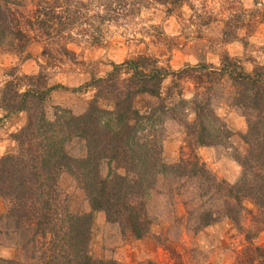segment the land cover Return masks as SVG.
Listing matches in <instances>:
<instances>
[{"label": "trees", "instance_id": "1", "mask_svg": "<svg viewBox=\"0 0 264 264\" xmlns=\"http://www.w3.org/2000/svg\"><path fill=\"white\" fill-rule=\"evenodd\" d=\"M150 3L170 6L168 13L182 5L181 0H0V50L8 47L9 52L22 54L31 42L58 43L72 35L99 45L102 24L124 20ZM228 25L224 39L237 40ZM111 68L103 78L92 77L88 83L94 93L83 114L59 111L53 121L46 119L43 104L55 87L45 88L43 76L28 77L30 88L24 92L19 78L5 83L6 112H25L27 121L14 137L17 153L0 158V199L8 203L0 219L10 230L4 236H14V246L39 264H117L90 255L92 215H72L62 206L56 186L62 172L84 191L92 212H103L107 222L135 240L148 235L151 193L182 197L187 187L194 198L183 203L194 232L220 217L229 219L248 243L264 232V66L245 72L239 61L223 55L216 69L199 64L171 71L156 59L139 55ZM168 78L171 87L166 95L178 100L170 108L162 103V84ZM184 79L194 87L188 101L182 99L179 83ZM225 83L230 89L228 105L247 125L241 138L248 150L238 160L241 175L234 185L218 180L194 154L165 165L163 139L152 128L161 124L159 116L170 114L181 123L189 111L193 119L182 123L189 146L211 147L228 140L232 134L214 109ZM141 97L159 105L142 112L135 107ZM176 109H182L181 117ZM102 164L108 167L105 176ZM246 201L251 209L243 204ZM235 264H264V246L245 247Z\"/></svg>", "mask_w": 264, "mask_h": 264}, {"label": "rangeland", "instance_id": "2", "mask_svg": "<svg viewBox=\"0 0 264 264\" xmlns=\"http://www.w3.org/2000/svg\"><path fill=\"white\" fill-rule=\"evenodd\" d=\"M181 1V8L170 13L167 12L170 6L150 3L124 20L102 24L99 45L72 35L71 40L58 43L31 42L22 54L3 47L0 50V158L17 153L14 137L27 121L25 112L8 114L2 102L5 83L15 77L20 79V92L30 88L28 77L43 76L45 88L55 87L43 104L46 119L53 121L59 111L73 116L83 114L94 93L87 87L92 77L103 78L111 71L112 64H121L139 55L152 57L159 66L171 71L199 64L216 69L223 55L239 61L245 72L264 66V0ZM236 18L238 21L234 22ZM225 23L236 31L237 40L224 39ZM179 83L182 99L188 101L194 87L185 79ZM169 87L170 78L162 84V103L170 108L178 100L174 95L167 97ZM229 92L227 83L219 87L220 98L214 109L232 135L215 146L188 145L190 138L186 137L182 123L193 119L191 112L185 111L182 115L178 111L182 109H176L179 117L182 115L181 123L171 119L170 114L159 116L161 124L152 128L158 130L163 139L165 165L176 164L180 158L194 154L218 180L228 185L237 183L241 175L238 160L248 150L241 138L247 125L240 113L228 105ZM158 105L159 101L147 97L135 101V107L142 112ZM100 172L102 176L107 175L108 167L102 164ZM118 174L123 171L118 170ZM56 186L62 206L70 214L92 215L89 253L97 260H113L117 264H235L245 247L264 246V232L253 236L248 243L244 234L225 217L194 232L193 223L186 219L187 209L183 203L194 198L190 187L182 197H170L164 191L160 195L151 193L147 201L152 220L148 235L135 240L117 224L107 222L103 212L91 211L84 191L69 173L62 172ZM243 204L251 209L247 201ZM189 206L195 208L196 203ZM0 209L3 210L1 218L8 209V203L2 199ZM249 220L246 216L243 221L246 230ZM5 232L10 230L0 219V244L18 252V260L0 259V264H39L36 259H26L14 246L16 238L4 236Z\"/></svg>", "mask_w": 264, "mask_h": 264}, {"label": "crops", "instance_id": "3", "mask_svg": "<svg viewBox=\"0 0 264 264\" xmlns=\"http://www.w3.org/2000/svg\"><path fill=\"white\" fill-rule=\"evenodd\" d=\"M3 214V210L0 209V216ZM16 252L14 249H10L7 247H0V259H3L5 261H11V260H18V257H16Z\"/></svg>", "mask_w": 264, "mask_h": 264}]
</instances>
